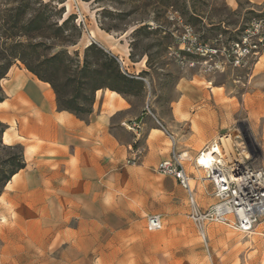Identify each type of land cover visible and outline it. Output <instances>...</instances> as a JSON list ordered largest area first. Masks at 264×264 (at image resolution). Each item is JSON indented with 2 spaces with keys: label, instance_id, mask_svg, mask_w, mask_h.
Segmentation results:
<instances>
[{
  "label": "crops",
  "instance_id": "0c3cea01",
  "mask_svg": "<svg viewBox=\"0 0 264 264\" xmlns=\"http://www.w3.org/2000/svg\"><path fill=\"white\" fill-rule=\"evenodd\" d=\"M228 1L230 6L237 4ZM91 42L120 60L129 57V51L121 53L98 32ZM127 69L133 74L142 70ZM1 86L3 140L21 145L26 163L0 195L1 261L25 264L43 261V254L49 264L174 261L168 215L184 210L186 190L176 177L159 174L156 167L172 157L174 146L178 152L184 150L172 133L173 146L160 119L144 103L136 106L109 89L99 90L92 113L79 118L61 110L51 84L21 63L10 68ZM189 102L183 95L174 104L177 119L186 117ZM132 123L138 127L131 128ZM212 135L204 132L202 140L209 141ZM194 195L200 207L197 192ZM213 202L207 199L202 207ZM152 214L161 216V229L147 228ZM171 228L183 246L181 225ZM47 247L49 252L43 253Z\"/></svg>",
  "mask_w": 264,
  "mask_h": 264
},
{
  "label": "rangeland",
  "instance_id": "374dc122",
  "mask_svg": "<svg viewBox=\"0 0 264 264\" xmlns=\"http://www.w3.org/2000/svg\"><path fill=\"white\" fill-rule=\"evenodd\" d=\"M236 1L234 7L228 0L64 3L69 14L77 15L83 31L72 49L83 52L98 32L121 53L135 54V61L130 57L122 60L125 68L148 71V75L138 76L145 80L146 93L130 99L136 106L144 103L175 135L177 145L184 151L178 152L173 145L174 149L183 154V164L202 212L217 202L208 170L198 164L201 154L214 141L222 145L227 167L240 162L242 167L264 169V46L254 49V44L264 37V0ZM143 25L151 33L134 35L133 31ZM238 41H243L249 52L239 49ZM19 63L17 60L14 64ZM183 95L190 102L186 117L177 119L174 104ZM207 131L213 133L212 139L202 140ZM121 134L126 136L123 130ZM222 134L228 135L230 141L222 142ZM7 146L10 145L4 142L0 126V170L4 171L11 167L6 163L8 155L21 153L20 148L10 150ZM191 148L193 153L185 154ZM184 192V210L168 215V224H180L185 237L182 246L181 240H175L176 231L171 227L167 230L170 257L174 259L170 264H264V215L251 233L209 220L200 228L190 216L192 209L188 193ZM207 199L214 202L203 208ZM163 221L167 229L166 220ZM2 238L0 235V250ZM44 249L43 253L49 252V247ZM45 258L43 254V261L25 264H49ZM0 264L13 263H3L0 252Z\"/></svg>",
  "mask_w": 264,
  "mask_h": 264
},
{
  "label": "trees",
  "instance_id": "16d2710c",
  "mask_svg": "<svg viewBox=\"0 0 264 264\" xmlns=\"http://www.w3.org/2000/svg\"><path fill=\"white\" fill-rule=\"evenodd\" d=\"M65 2L0 0V82L19 60L40 80L51 84L61 110L83 119L92 113L99 90L109 89L126 98L144 95L146 83L139 77L148 75V71L128 72L119 56L96 42L88 44L83 52L72 49L83 31L77 15L66 11ZM148 30L143 25L133 34L148 35ZM129 57L135 61L134 53ZM0 93L1 102L5 97L1 84ZM0 126L4 132L6 126L2 122ZM7 148H20L21 153H10L6 160L10 169L0 170V195L12 176L26 165L21 145Z\"/></svg>",
  "mask_w": 264,
  "mask_h": 264
},
{
  "label": "built area",
  "instance_id": "2783aa9c",
  "mask_svg": "<svg viewBox=\"0 0 264 264\" xmlns=\"http://www.w3.org/2000/svg\"><path fill=\"white\" fill-rule=\"evenodd\" d=\"M78 24L80 25V22ZM236 46L249 52L243 41H238ZM261 46H264V37L259 39V43L254 44V49L258 50ZM130 127L137 128L138 124L132 123ZM165 131L174 145L172 133L166 129ZM199 165L208 170L209 178L214 185V196L217 199V202L204 212L200 210L191 187V176L184 167L183 154H178L174 150L169 160L157 165L156 171L159 174L172 175L177 178L188 193L192 209L190 216L200 228L205 221L209 220L232 226L243 233H251L259 218L264 215V169H255L250 165L242 170L233 169L231 166L229 168L223 157H219L212 166ZM147 228L149 230L161 229V216L148 215ZM202 237L206 239L204 233Z\"/></svg>",
  "mask_w": 264,
  "mask_h": 264
},
{
  "label": "bare ground",
  "instance_id": "6f19581e",
  "mask_svg": "<svg viewBox=\"0 0 264 264\" xmlns=\"http://www.w3.org/2000/svg\"><path fill=\"white\" fill-rule=\"evenodd\" d=\"M237 136V135H236ZM219 137V136H218ZM220 140H222V142L224 141H230L229 139V136L228 135H225V134H222L221 137H219ZM218 139V138H217ZM225 144V143H224ZM231 145V143H229ZM222 146V145H221ZM218 140L214 141V144L209 147L207 150H205L199 160H198V164H201V165H207V166H212V164L217 161V159L219 157H223L225 158V156L223 155V152H222V149L221 148ZM229 146V145H228ZM230 147V146H229ZM227 148V147H226ZM224 149H225V146H224ZM232 150V149H230ZM220 155V156H219ZM243 163H234L231 168L233 169H238V170H242L244 167H242ZM232 174V173H231ZM232 179H233V176H232Z\"/></svg>",
  "mask_w": 264,
  "mask_h": 264
}]
</instances>
